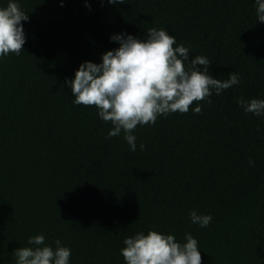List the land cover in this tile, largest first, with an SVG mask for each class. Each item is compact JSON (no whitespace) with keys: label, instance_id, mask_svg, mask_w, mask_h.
I'll list each match as a JSON object with an SVG mask.
<instances>
[{"label":"trees","instance_id":"1","mask_svg":"<svg viewBox=\"0 0 264 264\" xmlns=\"http://www.w3.org/2000/svg\"><path fill=\"white\" fill-rule=\"evenodd\" d=\"M17 2L26 41L0 57V264H15L14 250L40 234L70 248V264H125L123 239L149 230L181 242L190 233L201 264H264V117L237 104L264 99L254 0ZM151 27L208 57L214 78L236 72L240 83L200 101L199 114L194 101L137 125L131 152L95 107L72 104L64 82L118 47L111 35L144 39ZM190 210L213 219L201 228Z\"/></svg>","mask_w":264,"mask_h":264},{"label":"clouds","instance_id":"2","mask_svg":"<svg viewBox=\"0 0 264 264\" xmlns=\"http://www.w3.org/2000/svg\"><path fill=\"white\" fill-rule=\"evenodd\" d=\"M107 3L123 4V0ZM254 5L256 20L264 23V0H254ZM28 19L17 0H8L0 7V57L21 53L26 41L22 22ZM109 39L118 47L101 54L99 63L82 62L64 83L74 97L72 104L95 107L98 118L112 125L107 136L123 132L131 152L137 148L132 134L137 125H152L158 116L187 113L194 101L192 112L199 114L203 107L200 101L211 104L213 93L219 96L240 83L236 72H230L225 80L214 78L209 72L210 59L190 56L189 47L177 44L164 28H148L144 39L124 32ZM237 104L245 114L264 117V99H238ZM139 147L143 150L145 145ZM248 163L253 166L255 162ZM188 219L204 228L213 218L190 210ZM53 243L55 247L45 244L42 234L28 237L27 246L12 253L15 264H70L71 249L59 239ZM122 243L119 252L125 264H201L198 241L188 232L183 242L172 234L149 230L146 234L136 232Z\"/></svg>","mask_w":264,"mask_h":264}]
</instances>
